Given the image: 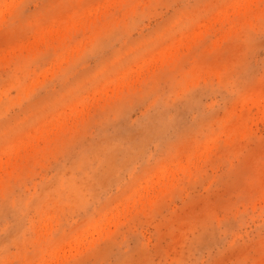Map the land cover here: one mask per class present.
<instances>
[{
    "label": "rangeland",
    "instance_id": "obj_1",
    "mask_svg": "<svg viewBox=\"0 0 264 264\" xmlns=\"http://www.w3.org/2000/svg\"><path fill=\"white\" fill-rule=\"evenodd\" d=\"M203 2L0 0V264H264L226 164L264 170L259 0ZM225 72L254 85L157 167Z\"/></svg>",
    "mask_w": 264,
    "mask_h": 264
},
{
    "label": "snow or ice",
    "instance_id": "obj_2",
    "mask_svg": "<svg viewBox=\"0 0 264 264\" xmlns=\"http://www.w3.org/2000/svg\"><path fill=\"white\" fill-rule=\"evenodd\" d=\"M225 3V0H204L202 7L207 13L213 14L221 11ZM255 5H258L261 10V32L264 33V0H259V3ZM128 7H130V5L118 6L119 9H127ZM117 14H119V12ZM184 28V24L178 25L175 29V34L179 35ZM50 59V55L42 57L39 61V66L46 67ZM262 75H264V73H262ZM222 79L226 82L227 87H222L220 91L217 92L216 99L219 100V106L211 112L204 111L202 120L198 122V124L188 126L184 131L183 139L180 144L171 148L165 147L163 155L154 161L157 167L160 169L165 168L167 166V162L173 159L182 148L187 152L189 164L195 162L197 160L194 154L195 145L197 143H204V141L209 139L212 135L205 125L214 121L219 113L226 111L228 105L236 99L238 94L247 92L254 85V82L238 83L227 72L222 74ZM69 102H71V99L65 101V103ZM240 160L241 153H237L235 151L230 152L226 160V164L231 170L235 171L236 169H239V175L237 177V194L245 200L249 207H251L254 202L259 200L261 206L258 211L260 212L261 220L264 221V170H262L260 177L257 178L254 172H250L249 170L243 168ZM188 170L189 169H186L185 171L187 172ZM234 210L235 209L230 208L229 212ZM262 227H264V224H262ZM209 264H211V262H209Z\"/></svg>",
    "mask_w": 264,
    "mask_h": 264
}]
</instances>
